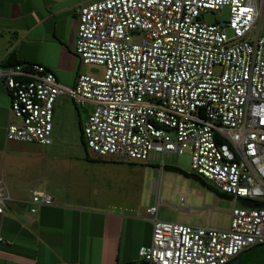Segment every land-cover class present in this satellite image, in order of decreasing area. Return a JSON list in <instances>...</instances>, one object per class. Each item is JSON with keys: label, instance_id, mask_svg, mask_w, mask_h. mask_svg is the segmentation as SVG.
<instances>
[{"label": "built area", "instance_id": "1", "mask_svg": "<svg viewBox=\"0 0 264 264\" xmlns=\"http://www.w3.org/2000/svg\"><path fill=\"white\" fill-rule=\"evenodd\" d=\"M228 10L206 24L207 12ZM255 0H83L74 53L98 78L78 75L71 87L38 64L0 68L9 99L7 141L52 144L60 97L92 106L81 129L98 158L145 163L150 154L188 151L192 175L231 198L229 228L159 221L161 201L146 209L147 264H230L264 245V33ZM9 194L0 180V218ZM32 192L30 212L51 206ZM181 208L183 199H181ZM1 241V238H0Z\"/></svg>", "mask_w": 264, "mask_h": 264}, {"label": "crops", "instance_id": "2", "mask_svg": "<svg viewBox=\"0 0 264 264\" xmlns=\"http://www.w3.org/2000/svg\"><path fill=\"white\" fill-rule=\"evenodd\" d=\"M82 1L0 0V64L13 55L50 70L63 86H73L83 66L73 50ZM61 98L67 97L54 106L51 145L10 142L5 137L10 99L0 81V180L10 198L0 218V264H147L137 252L151 243L146 209L156 199L142 207L136 181L119 176L113 160L84 147V156L73 157L54 144L62 136L56 116ZM32 192L48 194L52 205L32 214ZM152 194L156 196L155 184ZM179 204L176 209L183 214H201L186 198ZM172 221L185 224L178 215L164 222ZM201 224L211 227L210 220Z\"/></svg>", "mask_w": 264, "mask_h": 264}, {"label": "rangeland", "instance_id": "3", "mask_svg": "<svg viewBox=\"0 0 264 264\" xmlns=\"http://www.w3.org/2000/svg\"><path fill=\"white\" fill-rule=\"evenodd\" d=\"M255 2L259 9L262 8L260 30L264 33V0H255ZM227 19L228 10L220 13L211 11L204 15L203 21L206 24H212ZM80 72L81 75L98 78L102 75L103 69L93 65L82 66ZM59 104L60 106L56 109V116L62 130V136L54 144L60 148H67L73 157H76L78 153L84 156L85 152L81 140L82 123L79 125L78 120L82 122L87 120V116L92 113L93 107L75 105L69 98H61ZM107 159L113 160V164L118 165L115 169L118 170L119 176L122 175L121 177L136 181L138 186L134 191L137 199L141 200L142 207H148L156 199V196L152 194V188L155 184V190L158 191L159 200L162 202L157 213L159 221L164 222L166 218L178 215L180 220L185 221L184 225L194 227H203V224L200 225V221H206L205 225H207L209 220L211 221L210 226L215 229L230 224L233 203L230 199L218 194L208 182L203 181L205 184L203 186L200 180L192 175L188 151L182 155L167 154L163 157L153 153L149 155L145 163L120 161L116 158ZM164 167L178 168L190 177L171 172ZM140 188L142 192H140ZM181 197L186 198L189 203H195V207L201 209V214L191 216L177 210ZM169 223L177 224L178 222Z\"/></svg>", "mask_w": 264, "mask_h": 264}, {"label": "trees", "instance_id": "4", "mask_svg": "<svg viewBox=\"0 0 264 264\" xmlns=\"http://www.w3.org/2000/svg\"><path fill=\"white\" fill-rule=\"evenodd\" d=\"M24 64H27V63L19 62L15 59V57L13 55H10L4 63L0 64V68H11V67H15L16 65H24ZM83 147H84V145H83ZM164 168H167V170L174 172V173H177V174H180V175H183L185 177H190V175L182 172L178 168H175V167H164ZM195 178H197V177H195ZM197 179L200 180V182L202 183L203 186H205L203 180H201L199 178H197ZM239 264H264V247L258 249L257 251H255L252 254L244 255L241 258Z\"/></svg>", "mask_w": 264, "mask_h": 264}, {"label": "water", "instance_id": "5", "mask_svg": "<svg viewBox=\"0 0 264 264\" xmlns=\"http://www.w3.org/2000/svg\"><path fill=\"white\" fill-rule=\"evenodd\" d=\"M242 205H244L245 207H248V208H251V209H255V208H264V204L262 205H256L255 203L253 202H249V201H245L243 200L242 202ZM260 247H264V245H260V246H256V247H253L245 252H242L241 254H239L234 260L232 263L230 264H239L240 263V257L244 254H247V253H251L253 251H255L257 248H260Z\"/></svg>", "mask_w": 264, "mask_h": 264}, {"label": "flooded vegetation", "instance_id": "6", "mask_svg": "<svg viewBox=\"0 0 264 264\" xmlns=\"http://www.w3.org/2000/svg\"><path fill=\"white\" fill-rule=\"evenodd\" d=\"M260 248H262V247H260ZM260 248H257L255 251H257V250L260 249ZM255 251H253V252H251V253H247V254H252V253H254ZM247 254H244V255H247ZM244 255H242V256L240 257V260H241V258H242Z\"/></svg>", "mask_w": 264, "mask_h": 264}]
</instances>
